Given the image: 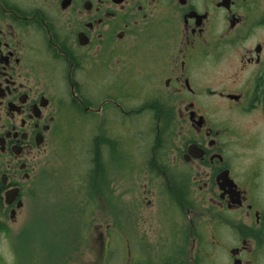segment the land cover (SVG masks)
Returning <instances> with one entry per match:
<instances>
[{"label":"flooded vegetation","instance_id":"flooded-vegetation-1","mask_svg":"<svg viewBox=\"0 0 264 264\" xmlns=\"http://www.w3.org/2000/svg\"><path fill=\"white\" fill-rule=\"evenodd\" d=\"M141 115L153 175L212 213L211 243L173 264H264V0H0V237L71 120L100 122L101 161L121 167Z\"/></svg>","mask_w":264,"mask_h":264},{"label":"rangeland","instance_id":"rangeland-1","mask_svg":"<svg viewBox=\"0 0 264 264\" xmlns=\"http://www.w3.org/2000/svg\"><path fill=\"white\" fill-rule=\"evenodd\" d=\"M124 121L109 116L106 122L107 136L116 139L119 145L124 136L120 123ZM156 123L141 115L136 121L138 131H130L123 138L130 159L124 160L121 167L106 166L102 187L91 184L90 187L87 172L92 167L91 157L98 152L95 148L101 125L97 120H71L45 155L38 191L28 201L27 222L18 223L13 231L0 237L1 257L9 264H15L17 257L21 259L18 264H154L171 254L179 257L180 250L185 248L190 255L193 243L201 240L211 243L209 202L194 196L195 204L188 207L178 198L172 183L168 187L163 178L151 172L147 154L155 142ZM176 142L177 139L173 141ZM116 148L114 144L109 149ZM75 182L83 189L82 194L84 187L90 188L88 197L92 194L90 200L95 202L87 217L90 223L87 240L81 243H72L70 239L73 225L65 229L57 215L53 216L59 204L65 209L68 221L76 224L82 214V203L88 197L70 191ZM31 223L40 227L43 234L38 233L39 241L26 243L32 260L29 262L17 241ZM52 231L57 232L55 238L47 234ZM197 231L205 234L196 236Z\"/></svg>","mask_w":264,"mask_h":264},{"label":"trees","instance_id":"trees-1","mask_svg":"<svg viewBox=\"0 0 264 264\" xmlns=\"http://www.w3.org/2000/svg\"><path fill=\"white\" fill-rule=\"evenodd\" d=\"M106 143L108 144L109 148L111 146L113 148V146H114L113 142L108 141ZM97 148H98V152L94 156V159H93L91 173H90V179H89L90 181H88L89 182L88 184H89V186L91 184V186L93 185V186L102 187L101 185H102V182H104V179H105L104 176H105V173H107V172L105 170L106 166H104V164L101 161L102 160V154L99 151L100 150L99 144L96 146L95 151ZM71 187L72 188L70 191L73 190L78 195L87 194V197H88V195L90 193V188H87V189H89V192H88V191H86L87 190L86 187H84L85 190H84V193L82 194L83 189L81 187H78L76 182L73 183L71 185ZM70 191H67V193ZM90 198H93L92 194H90ZM90 198L89 197L86 199L84 198L86 201L84 200V202L82 203L83 207H82V210L80 212L82 214L80 216H78L75 225L73 224V222H71V223L69 222L71 220L68 221L67 214L65 212V209L62 206H59V204H58V206H57L58 208L54 210L53 216L57 215V219H58V222L60 223V226H62L63 228L65 227V229H67L73 225L71 228L72 232L70 234V239H71L72 243H81V241L84 242L87 240V233L89 232V228H90V223L87 221V217H88V214L90 212L91 205L95 204L94 200L93 199L90 200ZM41 220L43 222V219H41ZM39 232L41 233V236H42L43 233L41 232V228L38 227L37 225L34 226V224L31 223V225H29L27 229H24L20 233L19 240L17 241V243H20L19 247L21 248L23 254L25 255L24 257H26V260H28L29 262H32V260L31 259L29 260V256H30L29 255V248L26 249V243H33L34 241H39V238H41L40 235L38 234ZM47 234L51 238H55V235L57 234V232H56V234H54L52 231V233L47 232ZM54 241L55 240H53V241L51 240L50 243H54ZM46 243H49L48 240ZM16 253L18 256H20L18 254V252H16ZM175 254H176V252H174V255ZM171 257H174V256L171 254L167 257L166 260L163 261L162 259H160V261H158V260H157V262L155 261L154 264H164ZM20 260L21 259H19L17 257L15 264H18L20 262Z\"/></svg>","mask_w":264,"mask_h":264},{"label":"bare ground","instance_id":"bare-ground-1","mask_svg":"<svg viewBox=\"0 0 264 264\" xmlns=\"http://www.w3.org/2000/svg\"><path fill=\"white\" fill-rule=\"evenodd\" d=\"M82 120H84V119H82ZM85 122H87L86 120H84Z\"/></svg>","mask_w":264,"mask_h":264}]
</instances>
